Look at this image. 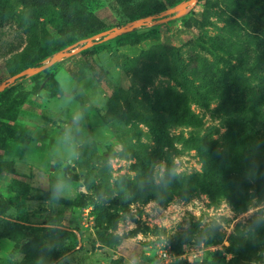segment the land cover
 I'll list each match as a JSON object with an SVG mask.
<instances>
[{
	"label": "rangeland",
	"instance_id": "374dc122",
	"mask_svg": "<svg viewBox=\"0 0 264 264\" xmlns=\"http://www.w3.org/2000/svg\"><path fill=\"white\" fill-rule=\"evenodd\" d=\"M5 1L42 45L56 38L48 16L20 0ZM115 1L82 0L85 10L109 28L106 36L79 41L60 53L86 48L10 84L15 74L5 61L23 49L26 35L16 20L0 27V86L6 85L0 92V264H52L64 252L55 264H227V238L235 226L247 232L253 221L264 220V195L256 194L244 213H235L226 201L215 206L201 192L188 201L175 197L166 207L154 201L119 208L114 204L115 182L132 179L133 165L144 154L154 159L155 182L168 161L177 173L200 171L195 152L177 141L190 129L167 127L171 146L154 141L145 121L155 120L157 93L172 88L187 95L202 120L201 133L223 149L229 117L219 101L196 99L184 90L183 78L199 86L192 67L200 60L249 86L257 83L234 56L213 47L217 39H227L225 25L234 0H183L175 10L137 21L133 30L121 34L114 32L132 24H124ZM16 103L20 105L14 108ZM93 204L115 211V226L97 220ZM24 218L28 221L22 224ZM190 220L201 227L216 225L223 242L180 245L176 237ZM96 222L102 223L105 235L117 237L110 245L98 240ZM70 233L79 241L74 248ZM163 241L176 257L168 263L158 259ZM261 242L256 261L264 264Z\"/></svg>",
	"mask_w": 264,
	"mask_h": 264
},
{
	"label": "trees",
	"instance_id": "16d2710c",
	"mask_svg": "<svg viewBox=\"0 0 264 264\" xmlns=\"http://www.w3.org/2000/svg\"><path fill=\"white\" fill-rule=\"evenodd\" d=\"M20 1L24 6L35 8L49 17L56 38H52L50 44L42 45L34 30L14 16L5 0H0V27L9 20H16L26 35V45L23 49L5 61L6 68L13 70V75L24 69L37 67L38 62L53 57L61 50L109 30L100 19L85 10L82 0ZM182 1L115 2L126 20L124 24H131L144 18L156 19L177 7ZM225 27L227 39H217L213 45L214 50L234 56L238 67L250 72L257 83L249 86L242 80H236L231 74L222 72L216 65H204L200 60L192 67L193 81H198L199 86L195 88L192 82L183 78L184 90L189 91L196 99L220 102L221 112L229 117L224 135L225 147L219 149L218 142L211 135L201 133L202 120L191 110L187 95L177 93L172 88L157 93L153 105L155 120L145 121L154 141L162 146H171L167 127L190 129L187 136L181 135L177 137V141L185 149L195 152L201 164L200 171L190 174L177 173L173 162L168 161L161 178L155 182L154 159L151 155L144 154L133 165L132 179L120 177L115 182L114 204L118 208L131 204L143 205L149 201L166 207L175 197L188 201L194 193L201 192L206 194L215 206L226 201L235 213H244L251 205L254 194L264 195L263 0H234ZM19 105L20 103H16L13 107ZM1 108L0 105V110ZM92 208L97 220L104 219L111 222V226H115L118 219L115 211L102 210L99 204H93ZM19 209L23 210L22 205ZM22 220H25L22 224L27 223L28 218ZM101 227L102 223H95L97 238L102 244L110 245L111 240L117 237L105 235V229L101 231ZM249 227L251 229L244 232L237 224L234 233L227 238L228 246L225 250L231 255L227 264H259L256 261L257 248L263 244L261 241L264 240V220H255ZM145 230L149 229L146 227ZM70 235L74 248L79 245V241L72 233ZM176 239L180 245L194 240L205 246H218L223 242L224 235L216 225L201 227L198 222L190 220L187 228L183 229ZM179 250L180 247L175 253H179ZM170 251L174 252L171 247ZM66 254L64 252L55 256L52 264ZM200 264L208 263L205 260Z\"/></svg>",
	"mask_w": 264,
	"mask_h": 264
},
{
	"label": "water",
	"instance_id": "95a60500",
	"mask_svg": "<svg viewBox=\"0 0 264 264\" xmlns=\"http://www.w3.org/2000/svg\"><path fill=\"white\" fill-rule=\"evenodd\" d=\"M193 1H195V0H191V2H193ZM187 4H188V3H186V4L184 5V7L187 6ZM177 7H178V6H177ZM177 7H175V8L172 9V10H169V11L171 12V11L175 10ZM145 19H153V18H144V19H140V20H138V22H140V21H142V20H145ZM136 22H137V21H136ZM136 22L131 23L132 25H131L130 28H129V27H123V28L119 29L118 31H115L114 34H121V33L128 32L129 30H133L134 27L136 26ZM142 22H143V21H142ZM107 33H108V31H107V32H104V33H102V34H100V35H97V36H95V37H93V38L87 39V40L91 43L93 39H96V37H98V36H100V37H101V36H106ZM84 48H86V45H84V46H82V47H79V48L76 49V50H72V51L69 52V53H60V52H59V53L55 54L53 57H51V59L48 60V62L44 63L43 65H41V66H39V67H34V68L24 69V70L20 71L19 73L15 74L13 78H11V79L8 80V83H9V84H10V83H14L16 80H18V79H20V78H22V77L27 76V74H28L30 71H31L32 73L44 71L45 69H47V68L53 66L55 63H57V62H59L60 60H62L63 58H65V57H67V56L74 55V54L80 52L81 50H83ZM5 87H6V85H1V86H0V92H1Z\"/></svg>",
	"mask_w": 264,
	"mask_h": 264
},
{
	"label": "built area",
	"instance_id": "2783aa9c",
	"mask_svg": "<svg viewBox=\"0 0 264 264\" xmlns=\"http://www.w3.org/2000/svg\"><path fill=\"white\" fill-rule=\"evenodd\" d=\"M172 256L176 258L174 254L170 251L169 244L165 241L161 242V244L158 246V259H161L168 263L173 259Z\"/></svg>",
	"mask_w": 264,
	"mask_h": 264
},
{
	"label": "clouds",
	"instance_id": "9594fccd",
	"mask_svg": "<svg viewBox=\"0 0 264 264\" xmlns=\"http://www.w3.org/2000/svg\"><path fill=\"white\" fill-rule=\"evenodd\" d=\"M74 120H76L77 122L79 121V116H76V117H74ZM61 190L63 189V186L62 185H60V186H58Z\"/></svg>",
	"mask_w": 264,
	"mask_h": 264
}]
</instances>
